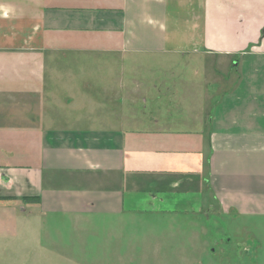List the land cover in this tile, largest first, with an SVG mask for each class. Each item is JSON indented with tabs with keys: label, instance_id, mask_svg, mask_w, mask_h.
<instances>
[{
	"label": "crops",
	"instance_id": "1",
	"mask_svg": "<svg viewBox=\"0 0 264 264\" xmlns=\"http://www.w3.org/2000/svg\"><path fill=\"white\" fill-rule=\"evenodd\" d=\"M69 54L109 61L83 75L107 104L84 81L59 112L44 109L56 94L43 80L74 81ZM0 57L34 66L31 103L14 109L39 150L0 165L14 219L1 217V238L30 222L26 197L47 213L198 221L217 208L228 228L264 226V0H0ZM164 60L193 69L150 67Z\"/></svg>",
	"mask_w": 264,
	"mask_h": 264
},
{
	"label": "rangeland",
	"instance_id": "2",
	"mask_svg": "<svg viewBox=\"0 0 264 264\" xmlns=\"http://www.w3.org/2000/svg\"><path fill=\"white\" fill-rule=\"evenodd\" d=\"M89 60L85 54H69L62 71L63 75L72 72L74 81L68 82L69 78L62 76L42 81L56 94L51 105L44 104L45 110L53 113L57 107L59 112V102L74 94L80 97L77 93L85 90L84 81L91 84L85 92L107 104L109 95H101V84L98 88L93 79L86 81L83 75L96 67L104 71L111 64ZM150 63L151 68L160 66L159 71L168 65H173L178 73L193 69L184 62ZM144 65L146 68L130 65L127 70L149 71V65ZM33 67L26 62L2 61L0 57V165L3 166L26 162L31 158L29 151L39 154L37 144H33L26 130L28 127L16 126L27 122V111L14 109L31 103L33 95L28 88L33 83ZM64 120L62 117L61 126ZM33 201L29 207L33 211L30 222L20 220L18 236L0 237V264H264L263 224H230L228 228L229 223L217 208L209 218L197 221L178 213L159 217L47 213V205L39 202V198ZM9 211L7 207L0 208V221L3 219L4 224L11 226L13 216L9 213L5 217Z\"/></svg>",
	"mask_w": 264,
	"mask_h": 264
},
{
	"label": "trees",
	"instance_id": "3",
	"mask_svg": "<svg viewBox=\"0 0 264 264\" xmlns=\"http://www.w3.org/2000/svg\"><path fill=\"white\" fill-rule=\"evenodd\" d=\"M26 201H28L29 199H38V197H35V198H24Z\"/></svg>",
	"mask_w": 264,
	"mask_h": 264
}]
</instances>
